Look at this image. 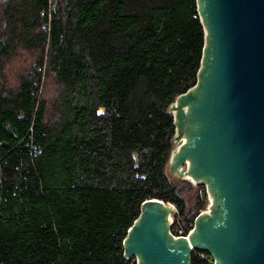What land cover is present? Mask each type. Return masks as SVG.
<instances>
[{"label": "trees", "instance_id": "1", "mask_svg": "<svg viewBox=\"0 0 264 264\" xmlns=\"http://www.w3.org/2000/svg\"><path fill=\"white\" fill-rule=\"evenodd\" d=\"M203 47L197 0H0V264H134L144 200L192 209L169 105Z\"/></svg>", "mask_w": 264, "mask_h": 264}, {"label": "water", "instance_id": "2", "mask_svg": "<svg viewBox=\"0 0 264 264\" xmlns=\"http://www.w3.org/2000/svg\"><path fill=\"white\" fill-rule=\"evenodd\" d=\"M204 47L197 80L170 103L168 170L206 187L210 203L188 237L175 206L153 197L123 240L137 264H264V0H197ZM206 264V263H205Z\"/></svg>", "mask_w": 264, "mask_h": 264}, {"label": "built area", "instance_id": "3", "mask_svg": "<svg viewBox=\"0 0 264 264\" xmlns=\"http://www.w3.org/2000/svg\"><path fill=\"white\" fill-rule=\"evenodd\" d=\"M200 200L201 201L195 207H193L192 209H189L188 211H183L175 203L170 202L176 208L175 213L173 215H171L172 226L170 229L171 233L175 237H180V236L188 237L189 233L194 228L195 219L198 216V214L208 209V205L210 202L209 203L207 202V197H204V195L201 194ZM193 253H195L200 258H204L207 261H209L207 264H210L213 262V259L211 260L209 258L210 254L208 252L200 251V250H194ZM134 264H137V261Z\"/></svg>", "mask_w": 264, "mask_h": 264}, {"label": "rangeland", "instance_id": "4", "mask_svg": "<svg viewBox=\"0 0 264 264\" xmlns=\"http://www.w3.org/2000/svg\"><path fill=\"white\" fill-rule=\"evenodd\" d=\"M190 186H189V184ZM199 184L191 181V180H188V179H183L182 181V188H183V194L185 195V197L188 199V201L190 202L189 203V207H194V205L197 204L196 202V199H195V196L198 197V195L200 196L201 194L204 195V197H207V202L209 203L210 202V199H209V195H208V192L206 190V187L203 188V187H198ZM191 209V208H189Z\"/></svg>", "mask_w": 264, "mask_h": 264}]
</instances>
